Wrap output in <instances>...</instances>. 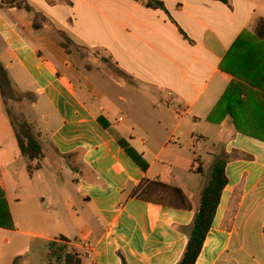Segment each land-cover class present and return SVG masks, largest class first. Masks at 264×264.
<instances>
[{"label":"crops","instance_id":"obj_1","mask_svg":"<svg viewBox=\"0 0 264 264\" xmlns=\"http://www.w3.org/2000/svg\"><path fill=\"white\" fill-rule=\"evenodd\" d=\"M9 1L0 65L23 100L8 107L44 153L22 154L0 96V186L14 221L0 232L13 235L4 245L27 239L12 264H32L34 240L61 238L81 264H179L220 159L228 183L196 264H264V0H157L165 11L25 0L32 12ZM63 35L96 64L75 63ZM104 57L117 78L100 70ZM144 180L180 189L189 208L134 197Z\"/></svg>","mask_w":264,"mask_h":264},{"label":"trees","instance_id":"obj_2","mask_svg":"<svg viewBox=\"0 0 264 264\" xmlns=\"http://www.w3.org/2000/svg\"><path fill=\"white\" fill-rule=\"evenodd\" d=\"M138 1H142L149 8L162 9L165 11L163 3L157 0ZM218 1L228 3V0ZM6 4L24 7L29 12L33 11L25 0H11ZM39 18L40 16L37 14L35 21L36 28L41 27V24L38 22ZM63 37L65 39L63 47L68 51L69 47L73 45V42L66 35H63ZM0 96L7 107L8 115L10 117L20 151L24 156L28 157L32 161L41 159L44 154L43 147L35 134L33 125L26 120L18 121L17 119H12V112L10 111L8 104L10 101L20 102L23 100V97L15 89L9 72L3 65H0ZM120 145L138 163L141 162V159H139L135 151L125 141H120ZM225 166L226 161L224 159H220L216 161L212 167L210 181L205 186L200 198L199 208L189 232L190 239L183 258L179 264H196V261L202 252L206 237L212 228L222 192L228 183L225 175ZM133 196L144 202L155 205L168 206L172 208H189L188 200L180 189L172 188L159 182L144 180L134 191ZM0 229H14L12 214L6 200L5 191L1 186ZM68 245L69 241L65 238H61L59 241L51 242L49 244V248L52 257H54L59 264L62 262H66V264H73L74 262L75 264H81V259L78 254H71L67 251L69 247ZM123 264H127L125 260L123 261Z\"/></svg>","mask_w":264,"mask_h":264},{"label":"rangeland","instance_id":"obj_3","mask_svg":"<svg viewBox=\"0 0 264 264\" xmlns=\"http://www.w3.org/2000/svg\"><path fill=\"white\" fill-rule=\"evenodd\" d=\"M70 50H72L71 52L73 53L75 63L78 64L80 62H83L84 64H87L88 68L96 64L97 61L96 58H98L99 55L98 53L88 51L85 49H80L76 46L74 47L70 46ZM99 62L102 63L101 67L99 63L97 64L100 67V70L104 71L110 77L117 78L115 76L118 75L117 68L112 64L110 60L104 57ZM28 110L30 109L28 108ZM10 111L12 112V117H13L12 119H17L18 121H24L25 118L22 113H17L16 111H14L13 108L12 110L10 109ZM135 116L138 117V115H132L130 116V118L131 117L135 118ZM169 133L170 132L163 134L162 140H164V136L166 139ZM12 237L13 235L0 232V264H12L13 259L11 257L13 253L16 250H18L17 247L15 246L17 245L18 247H20V245L24 244L27 240L26 238H21V239L18 238L14 240V242H10L4 245L5 240H9ZM29 248L31 253L32 264H59L57 260L54 257H52L48 242H44L41 240H34L33 243L29 246ZM67 251L71 254L76 253L71 247H68ZM124 260L126 261V259L123 257V261ZM60 264H66V262H62ZM73 264H75V262Z\"/></svg>","mask_w":264,"mask_h":264}]
</instances>
